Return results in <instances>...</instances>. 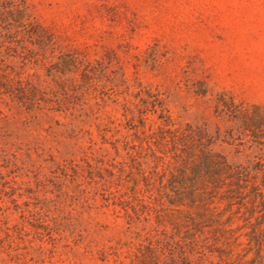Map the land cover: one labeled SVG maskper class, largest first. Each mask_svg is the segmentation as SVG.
Listing matches in <instances>:
<instances>
[{"label":"rangeland","instance_id":"374dc122","mask_svg":"<svg viewBox=\"0 0 264 264\" xmlns=\"http://www.w3.org/2000/svg\"><path fill=\"white\" fill-rule=\"evenodd\" d=\"M222 99L264 108V0H0V264H260L250 198L197 228L170 182L175 128L264 158Z\"/></svg>","mask_w":264,"mask_h":264},{"label":"trees","instance_id":"16d2710c","mask_svg":"<svg viewBox=\"0 0 264 264\" xmlns=\"http://www.w3.org/2000/svg\"><path fill=\"white\" fill-rule=\"evenodd\" d=\"M70 61L77 63L74 56ZM217 107L220 116L233 121L236 128L250 135L255 143L264 144L263 107L247 108L236 103L234 99L219 100ZM166 121L167 126L173 125L171 120ZM169 133L171 135L163 139L172 144L179 158V168L172 174L170 182L179 191L180 198L184 196V192L188 193L191 202L199 209L197 216L191 217L195 227L207 226L213 221L222 226L232 223L234 214L239 213L247 204V198H250L253 211L260 213L257 217L258 227H255L250 239L257 247L260 264H264V158L247 165L231 162L226 154L214 149L215 141L207 127L175 128ZM220 200L226 201V210L232 213L226 222L217 219L220 216L217 202ZM229 225L230 228L226 230L234 231L231 224ZM149 252L146 264L167 263L156 247L151 246ZM180 258L187 260L188 255L184 253ZM170 259L175 262L176 255Z\"/></svg>","mask_w":264,"mask_h":264}]
</instances>
